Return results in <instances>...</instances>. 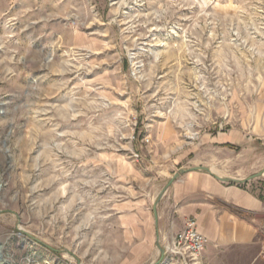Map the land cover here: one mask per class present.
Here are the masks:
<instances>
[{"label": "rangeland", "instance_id": "1", "mask_svg": "<svg viewBox=\"0 0 264 264\" xmlns=\"http://www.w3.org/2000/svg\"><path fill=\"white\" fill-rule=\"evenodd\" d=\"M198 167L264 168V0H0V264H191L165 248L192 217L152 206ZM246 221L199 264H264Z\"/></svg>", "mask_w": 264, "mask_h": 264}, {"label": "crops", "instance_id": "2", "mask_svg": "<svg viewBox=\"0 0 264 264\" xmlns=\"http://www.w3.org/2000/svg\"><path fill=\"white\" fill-rule=\"evenodd\" d=\"M219 140L214 137L213 142L231 146L226 139ZM206 197L213 199L217 206L206 203ZM168 199L181 204V217L195 219L197 230L205 238L217 233L218 240L228 243L250 240L255 231L250 229L246 221L247 215L264 212L263 197H255L237 184L220 182L198 173H188L184 179L171 184L160 204ZM229 208L237 212L232 214L228 211Z\"/></svg>", "mask_w": 264, "mask_h": 264}, {"label": "built area", "instance_id": "3", "mask_svg": "<svg viewBox=\"0 0 264 264\" xmlns=\"http://www.w3.org/2000/svg\"><path fill=\"white\" fill-rule=\"evenodd\" d=\"M207 244L206 238L197 230L193 218L185 220L183 228L175 234L165 254L188 258L191 264H199V257Z\"/></svg>", "mask_w": 264, "mask_h": 264}, {"label": "water", "instance_id": "4", "mask_svg": "<svg viewBox=\"0 0 264 264\" xmlns=\"http://www.w3.org/2000/svg\"><path fill=\"white\" fill-rule=\"evenodd\" d=\"M194 170L203 171V172L207 173L208 175H211L213 178H215L216 180H218L220 182H224V183L234 182L236 184H238V183H246L247 181H250L252 179H255V178H258V177H261V176L264 175V168L261 171H259V172L255 173V174L247 177L246 179H235V178L220 177L218 175H215L209 168H206V167H198V168H195ZM183 173H185V171L182 170V169H180L179 171L175 172L171 176V178L168 180V182L162 187V189L160 190V192L158 193V195L156 196V198L154 199V202H153L152 209H153V213L154 214L156 213V207H157L159 201L161 200V198L163 197L164 193L166 192V190Z\"/></svg>", "mask_w": 264, "mask_h": 264}]
</instances>
